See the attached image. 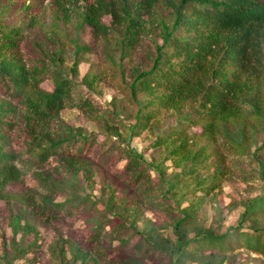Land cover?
<instances>
[{"label":"rangeland","instance_id":"rangeland-1","mask_svg":"<svg viewBox=\"0 0 264 264\" xmlns=\"http://www.w3.org/2000/svg\"><path fill=\"white\" fill-rule=\"evenodd\" d=\"M45 6L26 33L25 56L32 58L30 52L39 54L43 46L62 55L70 68L76 45L98 42L74 11L67 14L66 24L56 27V7L50 1ZM16 16H8L9 26L22 24ZM102 21L110 24L109 17ZM110 43V58L117 63L119 36ZM83 61L76 77L68 74L72 94L112 120H95L75 108L62 110L59 118L66 132H60L61 139L78 131L91 136L81 153L79 146L43 165L29 160V169L0 189V264H262L259 255L247 250L221 253L202 245L204 240H227L237 230L264 234V105L246 107L247 125L222 130L213 144L199 138L201 127L190 129L187 137L196 140L190 144L196 143L195 151L205 147V153L178 164L167 148L153 144L165 129L185 126L193 115L170 111L133 136L136 109L118 89L130 82L128 75L104 66L96 50ZM102 71L110 76L105 78ZM86 73L87 79L97 74L101 78L89 86ZM53 90L50 81L39 86L43 96ZM222 139L240 146V156L225 151ZM124 152L142 161L135 173ZM195 203L201 205L186 225ZM97 229L99 237L91 240Z\"/></svg>","mask_w":264,"mask_h":264},{"label":"trees","instance_id":"trees-1","mask_svg":"<svg viewBox=\"0 0 264 264\" xmlns=\"http://www.w3.org/2000/svg\"><path fill=\"white\" fill-rule=\"evenodd\" d=\"M49 1L56 7V27L67 23L72 10L98 42L92 47L76 45V61L70 68L64 66L62 55L43 46L39 54L30 52L32 58L24 53L26 33L35 27L36 17ZM14 13V20L22 24L9 26L7 18ZM104 17L110 18L109 25L103 23ZM117 36L121 48L116 63L110 58V41ZM94 50L101 54L104 66L130 79L118 89L136 109L133 136L170 111L188 110L193 115L185 126L165 129L153 144L167 148L178 164L205 153V147L195 151L196 143L190 144V140L196 142L187 137L190 129L201 127L199 138L213 144L222 130L247 125L246 107L264 105V0H0V189L27 171L29 160L43 165L79 146L81 153L91 136L78 131L61 139L60 132H66L59 118L62 110L75 108L95 120L106 116L112 120L72 94L74 84L68 74L76 77L84 55ZM101 74L110 76L105 71ZM98 77L90 75L89 86ZM45 81L54 85L47 96L39 94ZM249 119L252 122L254 117ZM222 146L240 156L241 147L232 141L222 139ZM125 158L134 173L142 165L130 152ZM200 205L190 207L186 225ZM260 211L264 213V207ZM248 216L255 222L253 215ZM99 231L91 240L99 237ZM233 233L227 240H204L203 249L221 253L243 249L259 255L264 264V234Z\"/></svg>","mask_w":264,"mask_h":264}]
</instances>
